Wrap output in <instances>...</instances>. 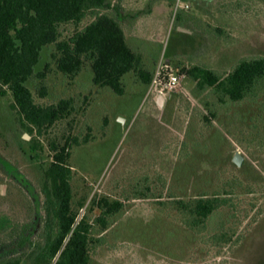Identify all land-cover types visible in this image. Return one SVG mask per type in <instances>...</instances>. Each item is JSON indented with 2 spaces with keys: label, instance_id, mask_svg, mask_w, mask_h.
I'll use <instances>...</instances> for the list:
<instances>
[{
  "label": "rangeland",
  "instance_id": "rangeland-1",
  "mask_svg": "<svg viewBox=\"0 0 264 264\" xmlns=\"http://www.w3.org/2000/svg\"><path fill=\"white\" fill-rule=\"evenodd\" d=\"M109 1L101 11L120 20L145 68L154 76L167 60L180 86L160 95L161 105L159 94L147 96L149 85L131 72L125 93L117 95L94 84L88 62L76 78L64 75L56 45H47L36 66L45 73L46 96L38 92L41 79L28 86L38 104L72 98L75 109L39 136L29 133L0 83V264L35 263L50 220L43 169L53 158L50 142L67 137L73 206L86 200L79 218L87 213L93 221L101 213L92 205L95 197L124 203L109 228L94 234L89 264H264V86L255 97L233 101L199 87L187 73L200 65L226 75L240 60L264 56V0H182L188 9L176 8L177 0ZM93 19L89 13L79 28ZM76 29L61 26L63 37ZM38 140L42 149L32 151ZM36 152L39 157L30 158ZM236 153L241 165L233 160ZM227 191L236 208L215 213L201 233L167 203ZM221 225L232 236L217 244L211 236Z\"/></svg>",
  "mask_w": 264,
  "mask_h": 264
},
{
  "label": "trees",
  "instance_id": "trees-1",
  "mask_svg": "<svg viewBox=\"0 0 264 264\" xmlns=\"http://www.w3.org/2000/svg\"><path fill=\"white\" fill-rule=\"evenodd\" d=\"M109 7V0H0V83L5 88L1 94L6 90L12 93V107L26 122L30 134L43 135L57 122L70 117L75 109L72 98H62L49 105L38 104L28 86L30 80L41 79L38 92L41 97L46 96V76L36 72V66L47 45H56L57 69L71 79L88 62L94 84L107 87L117 95L125 93L124 77L128 73L135 72L148 85L152 82L151 72L145 68L142 55L129 45L120 20L101 11ZM89 13L94 19L79 28ZM69 23L77 29L69 37H63L61 26ZM187 73L199 87L214 88L231 100L240 101L255 97L263 88L264 56L244 58L226 75L200 65L192 66ZM88 140L85 138L84 143ZM70 141L67 137L64 143L50 142L53 158L43 169V193L50 219L46 223L48 236L35 253L34 264H89L94 234L105 232L111 219L124 208L121 200L95 197L92 205L100 208L101 213L93 221L87 213L79 218V209L86 200L78 208L73 206ZM74 143L80 145L76 138ZM42 147L39 140L31 144L32 151ZM35 157H39L38 152L31 155L32 159ZM159 202L166 204L160 199ZM167 203L174 205L185 226L199 233L207 230L209 219L215 213L236 208L228 191L168 199ZM231 236L230 229L222 226L211 239L220 244L231 240Z\"/></svg>",
  "mask_w": 264,
  "mask_h": 264
},
{
  "label": "built area",
  "instance_id": "built-area-1",
  "mask_svg": "<svg viewBox=\"0 0 264 264\" xmlns=\"http://www.w3.org/2000/svg\"><path fill=\"white\" fill-rule=\"evenodd\" d=\"M182 0H177L176 8H190V4L185 2L184 6L181 5ZM181 78L176 74L172 67L169 65L167 60L161 59L152 79V82L149 85L147 96L151 94L160 95H170L173 92L177 91L180 86Z\"/></svg>",
  "mask_w": 264,
  "mask_h": 264
},
{
  "label": "water",
  "instance_id": "water-1",
  "mask_svg": "<svg viewBox=\"0 0 264 264\" xmlns=\"http://www.w3.org/2000/svg\"><path fill=\"white\" fill-rule=\"evenodd\" d=\"M180 29H182V28H180ZM163 101H164L163 97L162 96H159V99H158L159 104L162 105L163 104ZM120 121H125V120H124V118H121ZM25 137L28 139L29 138V135L26 134ZM233 160H234V162L237 165H241L242 164V161H243V156L240 155L239 153H236L235 156H234V158H233Z\"/></svg>",
  "mask_w": 264,
  "mask_h": 264
},
{
  "label": "flooded vegetation",
  "instance_id": "flooded-vegetation-1",
  "mask_svg": "<svg viewBox=\"0 0 264 264\" xmlns=\"http://www.w3.org/2000/svg\"><path fill=\"white\" fill-rule=\"evenodd\" d=\"M26 135V134H25ZM24 135V138L27 139ZM30 158H31V155H30ZM31 237V235L27 236L25 239H22L21 242L23 243L24 241L26 242V240H29V238Z\"/></svg>",
  "mask_w": 264,
  "mask_h": 264
}]
</instances>
